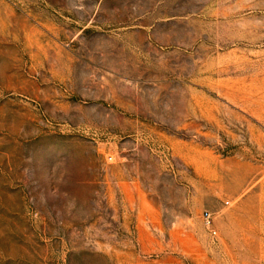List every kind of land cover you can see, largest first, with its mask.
<instances>
[{"label":"rangeland","instance_id":"obj_1","mask_svg":"<svg viewBox=\"0 0 264 264\" xmlns=\"http://www.w3.org/2000/svg\"><path fill=\"white\" fill-rule=\"evenodd\" d=\"M0 264H264V0H0Z\"/></svg>","mask_w":264,"mask_h":264},{"label":"built area","instance_id":"obj_2","mask_svg":"<svg viewBox=\"0 0 264 264\" xmlns=\"http://www.w3.org/2000/svg\"><path fill=\"white\" fill-rule=\"evenodd\" d=\"M228 204H229V202H228ZM204 218H205V221H206L208 227L211 229L212 233H213V232L216 233V231L212 229L213 219H212V214H211V212L206 211V212L204 213Z\"/></svg>","mask_w":264,"mask_h":264}]
</instances>
